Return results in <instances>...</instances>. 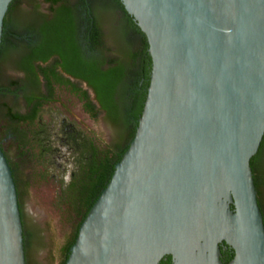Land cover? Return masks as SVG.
Here are the masks:
<instances>
[{"label":"water","instance_id":"water-1","mask_svg":"<svg viewBox=\"0 0 264 264\" xmlns=\"http://www.w3.org/2000/svg\"><path fill=\"white\" fill-rule=\"evenodd\" d=\"M11 0H0V39ZM151 59L134 134L65 264H264V0H121ZM219 243L233 252L219 259ZM0 264H26L0 148Z\"/></svg>","mask_w":264,"mask_h":264},{"label":"flooded vegetation","instance_id":"flooded-vegetation-1","mask_svg":"<svg viewBox=\"0 0 264 264\" xmlns=\"http://www.w3.org/2000/svg\"><path fill=\"white\" fill-rule=\"evenodd\" d=\"M19 1H16L14 5L20 11L22 9L18 6ZM110 1H113L114 5L111 4L106 8L101 7L103 0L60 1L71 9L70 17L74 25L72 29L73 41L78 46V55L84 60L96 63L102 70L112 64V61L120 58L121 50L129 53L137 49L135 33L130 27L132 21L131 19L127 20L125 16L127 12L124 10L121 0ZM25 2L29 9L36 12V15L30 20L22 19L19 27L14 26L13 14L10 15L9 19L12 23L8 19L7 27L1 33L5 44L3 51L0 52V148L13 178L16 177V190L25 191L18 197L21 220V197L27 193L35 180L32 177L33 171L41 173L48 168L42 165H38L37 168L36 166L31 167L28 152L24 153L25 149L29 147L28 142L32 130L34 131V128L30 129L26 125L31 108L26 105L25 93H29L32 89L35 90L33 103L37 110L33 121L38 120L47 128L46 131L39 130V136L45 147L49 148L47 156L55 169V172L51 173V178L58 181L59 191L62 184L59 179L62 178L65 182H69L73 172L78 168L74 157L82 151V143L88 145V149L84 152L89 153L90 156H92L91 148L93 146L106 148L116 154V146L124 148L128 144L129 139L125 140L124 136L129 128L132 127L135 130L145 96L144 75L138 74L132 78L131 66L126 60L122 61L124 75L116 82L112 91L113 109L110 115L95 100L93 90L84 80L71 75L58 64L56 53H49L44 61H33V74H27L20 63L23 62L28 52L43 41L41 26L51 21L52 13L49 10L50 3L45 0ZM34 4L37 5L36 8ZM111 7L116 8L118 12L116 19L121 17L126 22L129 39L123 40L120 35L118 24L112 20L108 11ZM4 64H7L9 70L1 74V67ZM32 82L35 84L34 87ZM72 87H75L76 90L73 91ZM56 90L73 95L79 101L83 112L91 118L101 120L105 128L104 141L99 142L88 137L83 130L69 121L62 113L54 115L48 121L42 119L46 106L54 100ZM47 95H51L52 100H45ZM137 103L138 112L136 111ZM85 104L91 106L92 113L85 109ZM116 112L119 117H123L124 122H116ZM108 155L113 156L112 152H109ZM256 198L264 224V205L257 193ZM226 247L224 243H219V259L222 263L227 262L225 261L227 254L224 253ZM25 260L28 264L27 259Z\"/></svg>","mask_w":264,"mask_h":264},{"label":"trees","instance_id":"trees-1","mask_svg":"<svg viewBox=\"0 0 264 264\" xmlns=\"http://www.w3.org/2000/svg\"><path fill=\"white\" fill-rule=\"evenodd\" d=\"M16 1L19 0H11L9 3L2 26V32L7 27L6 23L10 15L17 11L19 12V9H17L16 5H14ZM45 1L51 5L49 10L52 13V18L49 23L41 26L43 32V41L36 48H33L30 52H28L25 55L23 62L20 63V66L26 70L27 74H33V61H44L49 53H56L58 55V64H60V66L71 75L84 80L93 90L95 100L100 103V105L106 109L108 115H110L113 109L111 103L112 91L116 82L119 81L124 75V66L122 61L126 60L131 66L130 73L132 78L136 77L138 74L144 75V87L146 93L151 59L148 52V43L145 34L135 23L130 22V27L135 33V43L137 49L134 52L129 53H127L125 50H121L120 58L112 61V64H110L105 70H102L96 63L84 60L78 55V46L73 41L72 29L74 28V25L70 17L71 9L61 3V0ZM55 3L57 4L55 5ZM111 4L114 5V2H111L110 0H103L101 7L106 8ZM34 7L36 8L37 5L34 4ZM125 16L127 17V20H130V17L127 13H125ZM9 20L11 21V19ZM0 40V52H2L5 44L4 37H1ZM31 84L33 87L35 86L33 82ZM71 89L73 91L76 90L75 87H72ZM34 93L35 90L32 89L29 93H25L24 96L26 105L31 108L26 125L30 129L34 128V131L32 130L30 141L28 142L29 147L25 149L24 153L28 152L31 167L38 165L49 167L52 166V162L47 156V151L49 148L45 147L41 137L39 136V130L43 129L46 131L47 128L38 120L33 121V119L36 117L37 110L33 103ZM45 100H52V96L47 95ZM137 106L138 103L136 104V107ZM84 107L89 113H92L91 106L89 104H85ZM136 111L138 112V107L136 108ZM118 121L124 122V119L122 116L119 117L116 112V122ZM133 134L134 129L131 127L128 129L124 139H129L130 141ZM127 145L124 148L116 146V154L115 152L107 150L106 148L93 146L91 148L92 156H90L89 153L84 152L88 149V145L82 143V151L74 157L78 164V168L73 172L70 181L65 182L62 178L59 179L62 184L58 193L57 202L66 206L67 212L69 213L73 223L77 220V217H79V220L73 224L71 230L65 235L62 243L59 245L58 253L60 257L57 264H65L70 246L75 240L81 221L101 190L105 187L112 174L115 163L120 159ZM109 152H112V157L108 155ZM249 163L256 193L260 194L259 188L260 186H264V133L258 148L250 157ZM49 174L48 168H46L45 171L41 173H36L33 171L32 177L33 179H46L49 177ZM13 181L15 184V176ZM23 192L25 191L16 190L17 201L19 195ZM32 237V232L28 233L23 229L25 259H27V249L30 245ZM224 253L227 254L225 261L229 260L233 254L228 246L226 247ZM158 264H172V262L167 258H164Z\"/></svg>","mask_w":264,"mask_h":264},{"label":"rangeland","instance_id":"rangeland-1","mask_svg":"<svg viewBox=\"0 0 264 264\" xmlns=\"http://www.w3.org/2000/svg\"><path fill=\"white\" fill-rule=\"evenodd\" d=\"M25 1L29 2L19 1L18 6L22 10L13 14V21L17 27L21 26L22 19L30 20L36 15ZM108 11L112 20L117 22L123 40L129 39L126 22L121 17L116 19L118 14L116 8L111 7ZM7 67V64L2 65L1 74L9 70ZM59 113L83 130L88 137L99 142L105 140V128L101 120L88 116L81 109L79 101L62 90H56L54 100L46 106L42 119L48 121ZM48 171L49 177L35 179L27 193L21 197L23 229L25 232L33 233L27 249L28 264H57L60 257L58 247L73 226L66 206L57 202L58 181L51 178V173L55 172L54 166L48 167ZM259 189L260 200L264 205V186H260Z\"/></svg>","mask_w":264,"mask_h":264}]
</instances>
